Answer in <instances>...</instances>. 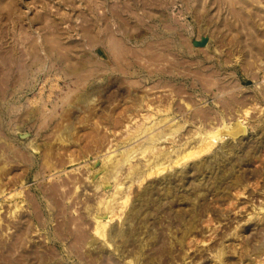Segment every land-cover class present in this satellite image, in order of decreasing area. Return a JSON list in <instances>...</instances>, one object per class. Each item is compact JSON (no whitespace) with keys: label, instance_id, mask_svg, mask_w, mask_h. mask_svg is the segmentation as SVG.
I'll list each match as a JSON object with an SVG mask.
<instances>
[{"label":"rangeland","instance_id":"obj_1","mask_svg":"<svg viewBox=\"0 0 264 264\" xmlns=\"http://www.w3.org/2000/svg\"><path fill=\"white\" fill-rule=\"evenodd\" d=\"M0 264H264V0H0Z\"/></svg>","mask_w":264,"mask_h":264},{"label":"bare ground","instance_id":"obj_2","mask_svg":"<svg viewBox=\"0 0 264 264\" xmlns=\"http://www.w3.org/2000/svg\"><path fill=\"white\" fill-rule=\"evenodd\" d=\"M152 129H153V128H152ZM153 141H154V140H153ZM202 143H203V142H202ZM155 148H156V146L153 145L152 147L149 148V151L152 152V150H154ZM147 150H148V149H147ZM145 152H146V151H145ZM145 152H144V153H145ZM129 156H130V155H129ZM129 156H125L124 163H127V164L129 163V161H130V160H129V158H130Z\"/></svg>","mask_w":264,"mask_h":264}]
</instances>
